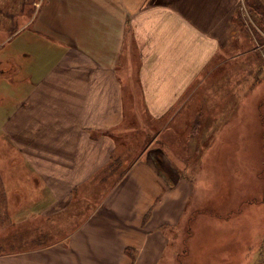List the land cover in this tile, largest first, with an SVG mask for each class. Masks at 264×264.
<instances>
[{"label":"crops","instance_id":"obj_1","mask_svg":"<svg viewBox=\"0 0 264 264\" xmlns=\"http://www.w3.org/2000/svg\"><path fill=\"white\" fill-rule=\"evenodd\" d=\"M171 1L137 6L132 0L126 8L120 0H60L62 6L49 12L38 3V10L28 11V23L17 27L16 33L30 27L37 39L53 36L62 52L47 70L35 76L28 68L18 79L3 76L9 61L15 73L26 66L16 59L18 48L0 57V75L13 93L0 96L2 105L10 103L0 121V151L9 147L15 154L10 158L33 163L28 176L22 170L13 184L1 176L3 210L13 226L38 230L48 224L58 231L48 233L49 243L0 253V264H160L170 230L181 222L165 208L179 190L164 184L148 149L101 202L78 203L76 196L114 159V134L124 128L126 114L162 120L232 46L239 0H177L176 6ZM1 9L3 4L0 14ZM45 18L61 21L56 26ZM0 34L8 36V27L0 24ZM128 36L130 50L139 51L136 63L126 48ZM124 55L130 56L121 64ZM130 84L134 101L128 105ZM192 232L187 238H196Z\"/></svg>","mask_w":264,"mask_h":264},{"label":"rangeland","instance_id":"obj_2","mask_svg":"<svg viewBox=\"0 0 264 264\" xmlns=\"http://www.w3.org/2000/svg\"><path fill=\"white\" fill-rule=\"evenodd\" d=\"M39 1L25 0L22 4L20 0H0V7H4L0 16H8L0 24L9 31L8 36L0 34V57L16 53L18 48L16 59L26 65L17 74L14 62L9 61L11 67L3 76L18 79L28 68L36 76L51 67L62 52L51 35L37 39L31 36L30 27L16 33L17 27L29 20L28 11L38 10ZM50 1L41 0L39 10L56 11L58 5L62 6L60 0ZM120 1L122 7L133 6L132 0ZM136 1L137 6H143L149 0ZM176 1L171 4L176 6ZM236 11L234 26L238 33L232 46L213 59L201 81L162 120L152 119L148 113L144 121L126 114L124 128L114 134V159L83 185L81 193L74 195L80 199L78 203L101 202L148 149L163 173L164 184L171 191L179 190V195H171L165 208L168 216L180 218L181 222L171 228L170 243L160 264H264V0H239ZM44 21L56 22L57 26L61 20ZM129 40L130 36L126 48L136 63L139 51L135 46L130 50ZM26 52L30 56L26 57ZM128 57L122 56L121 64ZM137 70L134 68V75ZM8 87L0 75V96L5 91L13 94ZM131 87L132 84L127 89L128 105L134 101ZM134 88L140 96L137 80ZM137 101L142 106V100ZM8 108L10 103H0V121ZM11 151L9 147L0 151V253L36 247L38 241L49 243L48 233L58 231L48 224L38 230L13 226L8 211L6 216L2 181L15 183L24 169L28 176L33 164L10 158L15 156ZM189 189L184 202V193ZM183 204L187 206L182 210ZM189 230L192 234L194 231L195 239L187 238ZM186 251L191 257L185 256Z\"/></svg>","mask_w":264,"mask_h":264}]
</instances>
